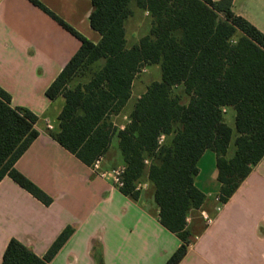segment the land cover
I'll return each mask as SVG.
<instances>
[{"label":"trees","instance_id":"1","mask_svg":"<svg viewBox=\"0 0 264 264\" xmlns=\"http://www.w3.org/2000/svg\"><path fill=\"white\" fill-rule=\"evenodd\" d=\"M30 1L81 42L46 90L50 100L64 99L51 138L89 167L117 138L125 166L118 189L137 201L138 185L151 184L161 225L181 241L165 264H179L194 241L187 219L207 201L195 184L203 154L216 155L223 204L264 158V34L234 13L233 0H92L90 24L101 35L95 44L38 0ZM133 2L148 14L151 27L128 46ZM147 65L160 67L161 80L148 86L121 129L112 117L125 109L133 81ZM86 72L85 80L72 85ZM177 87L187 103L173 93ZM226 108L235 111V129L225 121ZM37 122L0 87V182L8 176L49 206L53 199L15 167L39 136ZM73 231L67 227L43 257L11 239L2 264H50Z\"/></svg>","mask_w":264,"mask_h":264},{"label":"crops","instance_id":"2","mask_svg":"<svg viewBox=\"0 0 264 264\" xmlns=\"http://www.w3.org/2000/svg\"><path fill=\"white\" fill-rule=\"evenodd\" d=\"M38 1L93 43L100 42L101 35L90 24L92 0ZM233 11L264 34V0H233ZM80 46L77 37L30 0H0V87L11 95L13 106L38 116L39 136L15 167L53 199L46 206L10 177L3 178L0 264L11 239L43 257L67 227L73 228V234L50 264H165L181 241L161 225L151 184L140 183V197L134 201L50 136L49 125L53 131L59 128L64 99L50 100L46 90ZM152 82L136 75L126 106L132 107L119 124L114 121L119 128L125 127L135 102ZM208 153L215 156L209 174L215 191L200 185L202 161ZM121 165L115 139L101 169L111 171ZM198 168L195 184L207 201L187 223L190 229L198 223L203 227L193 233L194 241L179 264H264V158L219 212L215 197L221 184L215 153L206 151ZM202 212L213 217L212 223H205Z\"/></svg>","mask_w":264,"mask_h":264},{"label":"rangeland","instance_id":"3","mask_svg":"<svg viewBox=\"0 0 264 264\" xmlns=\"http://www.w3.org/2000/svg\"><path fill=\"white\" fill-rule=\"evenodd\" d=\"M131 8L134 10L133 16L128 20L126 24V38H127V44L128 46H132L133 44H136L137 41L144 35L148 34L150 31L151 27V20L149 16H146L144 12L140 9L137 8L136 4L133 2L131 4ZM102 62L99 63L101 65ZM146 70L143 72L142 70L137 74L138 76L143 75L145 79H148L150 81H155V80H161V69L157 65H152V66H145L143 68ZM88 75V72L83 76H77L72 80V85H75L78 81H83L86 79ZM139 87V85H138ZM174 94L177 95H182V102L187 103L188 102V97L183 95V89L182 87H177L173 91ZM132 105L126 107L121 114L119 115L120 117H112L113 122L115 121L117 124L121 121L122 115L126 114L127 111L131 109ZM229 111V112H228ZM225 112V121L226 123L235 129V111L233 109L228 110ZM117 140V138H115ZM114 139V140H115ZM115 146V143L113 144V147ZM116 147V146H115ZM114 147V148H115ZM113 153V152H112ZM230 155L234 153V146L231 145L230 150H229ZM215 159L214 154L208 153L205 158L203 159L202 163L204 164V175L203 179H201L200 185L203 186L204 188H207L209 191H215V187H213V183L210 182L209 174L211 172V164L213 166V163ZM116 168V167H115ZM215 185V183H214ZM196 214L197 212H193ZM193 226V225H192ZM203 227V224L198 223L196 227H191V232H199Z\"/></svg>","mask_w":264,"mask_h":264},{"label":"built area","instance_id":"4","mask_svg":"<svg viewBox=\"0 0 264 264\" xmlns=\"http://www.w3.org/2000/svg\"><path fill=\"white\" fill-rule=\"evenodd\" d=\"M142 71L144 72L145 70L142 69ZM224 111H226V110H224ZM48 128H49V130H53V127L51 125H49ZM164 141H165V136H161L159 139V143L162 144ZM103 159H104L103 157H100L93 164L92 169H93L95 175L102 177V178L110 179L112 184L114 186H116L117 188L123 187V185H124L123 175L125 173V166L121 165V166H118L111 171H103L101 169V163H102ZM138 190H139V187H138ZM215 202L217 204L216 211L219 212L224 204L221 202L219 196L215 197ZM201 215L204 218V221L206 224L212 223L213 217H211L207 212H202Z\"/></svg>","mask_w":264,"mask_h":264}]
</instances>
